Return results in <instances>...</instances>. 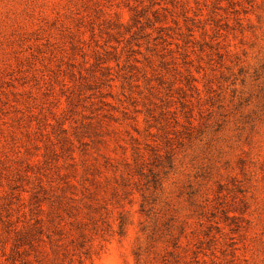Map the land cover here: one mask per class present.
I'll return each instance as SVG.
<instances>
[{"label": "rangeland", "instance_id": "1", "mask_svg": "<svg viewBox=\"0 0 264 264\" xmlns=\"http://www.w3.org/2000/svg\"><path fill=\"white\" fill-rule=\"evenodd\" d=\"M0 264H264V0H0Z\"/></svg>", "mask_w": 264, "mask_h": 264}]
</instances>
